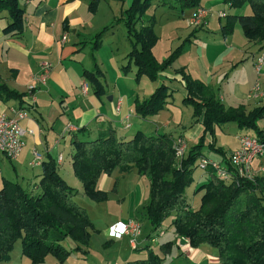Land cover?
Here are the masks:
<instances>
[{
  "label": "trees",
  "instance_id": "16d2710c",
  "mask_svg": "<svg viewBox=\"0 0 264 264\" xmlns=\"http://www.w3.org/2000/svg\"><path fill=\"white\" fill-rule=\"evenodd\" d=\"M153 1L132 0L115 22L93 38L94 70H84L83 75L98 97L105 95L106 90L95 52L102 45L104 33L116 23L123 22L127 28L132 50L123 68L128 72L126 68L133 63L136 80L143 75L157 80L182 53L183 44L163 61L154 55L153 48L159 40L156 20L154 16L147 18ZM222 1L232 9L248 4L252 10L250 14H228L222 24V34H232L238 23L248 40L264 46V0ZM179 2L183 8L201 5V0ZM97 8L98 0H91L90 11L95 13ZM4 11L9 22L3 33L22 35L26 28V8L21 0H0V13ZM175 91H182L183 103L193 107V122L203 126L197 143L189 147L182 134L174 137L172 132L146 134L138 130L128 138L112 126H106L93 137L88 127H82L72 140V168L83 193L95 202H106L109 192L100 188L101 178L116 170L125 174L136 169L149 186L148 201L142 212L152 226L146 236L150 242L161 235L165 222L171 218L170 227L178 238L187 240L193 248L215 249L221 264H264V175L248 179L237 176L233 170L232 180L226 181L209 166L205 171L207 180L195 188V193L203 192L198 207L187 195L205 147L230 164V155L217 146V125L234 122L264 142V128L259 124L264 118V104L250 110L245 105L226 106L209 85L181 67L148 98H137L135 113L142 118L156 115ZM0 94L4 98L23 96L1 80ZM178 138L187 143V152L181 158L176 155ZM112 191H116V182ZM78 195V189L61 175L59 164L52 158L44 162L41 179L35 185L25 186L18 180L5 179L0 188V263L11 260L18 241L22 244V255L31 264H43L49 255L63 264L75 251L88 253L92 232L97 230L87 209L78 201ZM68 239L73 242L70 249L64 245ZM175 245L178 247L176 240L161 243L158 251L150 243L145 247V257L128 264H168L167 256Z\"/></svg>",
  "mask_w": 264,
  "mask_h": 264
},
{
  "label": "crops",
  "instance_id": "0c3cea01",
  "mask_svg": "<svg viewBox=\"0 0 264 264\" xmlns=\"http://www.w3.org/2000/svg\"><path fill=\"white\" fill-rule=\"evenodd\" d=\"M205 1L201 0V6H210L211 9L221 6L220 10L225 11L227 15L250 14L252 12L248 4L239 9H232L222 0H208L211 1L209 5ZM213 1L214 3H212ZM90 2L91 0H21V4L26 8V28L22 35L15 36L3 33V28L9 22V17L6 11L0 13V80L10 89L23 94L21 98H4L0 94V116H13L19 109H25L28 112V116L20 120V124L26 130L25 147L20 156L10 159L0 150V188L5 179L18 180L25 186L37 184L42 176L44 162L52 158L59 164L61 175L81 194L82 185L74 175L72 168L74 151L72 140L82 127H88L93 137L106 126H112L128 138L138 130L146 134L173 133L184 130L185 133L190 134L191 138L202 134L203 126L200 122H193V109L189 110V105L183 103L182 91H175L167 99L164 108L156 115L142 118L134 111L133 100L135 97L139 99L148 97L161 83L168 82L173 78L175 71L181 67H185L194 78L209 85L226 106L245 105L250 110L264 104V95L260 98L251 96L257 74L254 63L260 53L264 52L263 44L248 40L244 34L243 38L242 28L236 25L234 32L228 36H224L221 29L218 30L220 35L215 30L211 41L216 51L213 53V49L205 48L202 52V46L196 44V41L203 35L212 34V29L208 28V20L201 29L195 28L189 32L187 29H183L185 30L183 41H180L182 37L177 35L178 42L183 44L182 53L167 71L161 74L157 80H152L147 88L142 87L140 82H135V69L132 70V74L130 71L122 72L118 62L126 56H122L118 51H113L114 48H111L112 56L109 58V62L115 64V88L106 87L105 95L98 97L89 80L83 75L84 70H94L95 62L91 55L92 41L105 26L115 22L116 18L127 8L129 0H98V8L95 13L89 9ZM104 7L108 11L105 18V15L100 16L101 9ZM222 24L223 22L220 21V25ZM123 25H125L123 22L116 23L113 30H108L104 35L111 31L115 35V30L122 29ZM156 28L155 25V30ZM175 28L176 30L181 29V27ZM207 29L209 33L201 32ZM166 30L169 31L164 27V33ZM195 32H197L196 35H194ZM159 34V40L154 46L153 52L159 61H163L176 47H166L164 44L159 50L160 56H158L157 49L161 46L160 42L162 41ZM104 35L102 47L95 53L97 62L103 68L101 70L105 75L102 82L106 79L111 83L107 66L99 55L103 48V42H105ZM193 36H195L194 40H192ZM127 41L132 48L128 35ZM189 42L191 43L187 47ZM113 43L112 41V46ZM210 44L211 42L206 45ZM194 46L199 48V51H194L192 49ZM88 47L91 50L88 51ZM126 48L128 49L127 46ZM45 63L50 65V75L46 84H39L36 82V78L42 72V65ZM262 69L264 71V66ZM121 75L124 76L121 77ZM262 80L264 83V75ZM118 81L126 82L129 86L132 85V89L127 90L128 95L124 96V91L119 90ZM32 84L38 86L30 90ZM178 95L181 97L178 98ZM127 123L130 124L129 127H126ZM260 126L264 128L261 124ZM179 132L174 137L180 136ZM244 133L251 132L242 129V132L236 135V143L232 145L230 141L221 143L217 140V146L224 149L229 156L239 147V137ZM35 152L41 155V161L31 164ZM60 157L62 159L59 161ZM215 161L225 162L220 155ZM130 177L136 186L133 191H127L123 198L116 199L117 205H122V212L121 214H112L114 219L108 227L115 222L133 218L140 222V233L137 236L124 235L120 238H129L132 256L123 257V251L119 250L116 257H107L104 260L107 264H128L137 258H143L147 255L146 245L153 244L146 237L152 226L142 212L149 196L147 179L138 175L136 169L125 174L116 170L112 175L103 176L99 186L106 189L111 195L110 191H112L115 182L116 191L112 192L117 193L120 192L121 184ZM201 180L202 183L207 180V177ZM202 193V191L196 193L192 200L195 207L200 204ZM142 228H144L143 231ZM95 229L97 230L95 232L101 231L100 227L95 226ZM95 232H92V235ZM107 232L108 230L105 234L109 243L120 241V239L108 238ZM161 232L163 234L160 236L164 237L162 243L171 240H176L178 243V247L176 245L173 247L171 255H173V260L179 256L180 264H221L215 249L207 246L193 248L187 241L182 244L181 239L176 236L174 228H171L169 223L163 226ZM160 245L161 243L153 247L159 251ZM89 253H91V249H89ZM184 257H186L185 261Z\"/></svg>",
  "mask_w": 264,
  "mask_h": 264
},
{
  "label": "rangeland",
  "instance_id": "374dc122",
  "mask_svg": "<svg viewBox=\"0 0 264 264\" xmlns=\"http://www.w3.org/2000/svg\"><path fill=\"white\" fill-rule=\"evenodd\" d=\"M131 2H132V0H129L128 6L131 4ZM180 3L181 2H179V0L178 1L177 0L176 1L175 0H154L151 8L147 12V18L150 16L155 17V20H156L155 25L157 27L156 31L158 34L160 33L159 35H161V37H162V41L160 42L161 46L157 49V55L158 56H160L159 50L162 49L161 47L164 46V44L166 45V47L174 46L177 48L181 45L180 42H178L179 39H178L177 35H180L182 37L180 41H183V39L185 37V34H184L185 30L187 29V31L189 32L192 29H195L192 25H190V22H189V18L191 17L195 8L194 9L193 8H186V7L183 8V6L180 5ZM205 3L209 5V4H211V1L206 0ZM212 3H214V1ZM164 6H166V7H164ZM223 7L228 9L226 6H223ZM206 8L209 9V11H210V13L207 17V20L209 23L208 28L212 29V31H211L212 34L209 36L203 35V37H199V40L196 41V44L202 46V49H201L202 52H204L205 48H209V49H213L214 50L213 53H214L216 51V49H214V44H212L211 38L213 37V34H215V30L219 34L218 30L221 29V33H222V25H220V21L225 23L226 18L222 17L221 20L219 19L221 17H219L218 12H219L221 6H216L214 9H211L210 6L206 7ZM107 12L108 11L105 7L102 8L100 16L102 17V15H105L104 16V18H105L107 16ZM206 24H207V21L201 27H198V28L201 29ZM237 25H239L241 27L240 24H237ZM121 27H122V29L117 28L115 30L116 31L115 35H114L113 31L107 33V35L106 34L104 35L105 42H103V48L101 49V51L99 53L101 60H103L105 62V66H107V69L109 71L108 77L111 76V78H109V79H111V81H112L110 83L106 79L103 80V84H104L105 88L106 87H110L111 89L115 88V82H114L115 81L114 80V72H115L114 65L115 64H111L109 62V58L112 56L111 48H114L113 51H118L120 54H122V56H127L128 53L132 50V48H130V46L128 45L126 26L123 25ZM164 27L167 28L169 31L166 30L164 33ZM175 27H181V29L176 30ZM235 28H236V26H235ZM183 29H185V30H183ZM201 32L209 33V30L207 29V30L201 31ZM196 33L197 32H195L194 35H196ZM241 34L244 38V35H243L244 33L242 32ZM112 35H114V36H112ZM194 38H195V36L192 37V40H194ZM112 41L114 42L113 46L111 45ZM209 42H211V44L206 45ZM190 43L191 42H189V44H187L186 46L188 47L190 45ZM126 46L128 47V49L126 48ZM192 49L194 51H199V48H197L196 46L192 47ZM87 50L89 51V50H91V48L88 47ZM126 51H129V52L127 53ZM182 51H183V49H182ZM206 52L209 53L207 50H206ZM171 53L167 56V58L171 55ZM127 64H128V58L127 57L118 62V65H121L120 68H121L122 72L126 73V71H124L123 66H125ZM99 66L101 67L100 64H99ZM101 69L103 70L102 67H101ZM126 69H129L128 71H130V74H132V70H134L135 67H134L133 63H131L129 65V67ZM104 71H105V69H104ZM262 71H263V69H262ZM262 71L260 73L256 72L257 74L255 73L256 79L254 81L255 82L254 86H256V85L259 86V88H260L259 92H264V90H263L264 83L262 82L263 81L262 77L264 75V71L263 72ZM103 75H104V73H103ZM259 75H260V77H259ZM123 76L124 75H121V77H123ZM131 76H133V75H131ZM257 78H259V79H257ZM135 80H136V74H135ZM135 82H137V83L140 82L142 87L147 88L152 83V79L148 75H143L139 80H136ZM118 84H119V90L124 91L123 95L124 96L128 95L127 90L128 89L131 90L132 85L129 86L126 84V82L123 83V81H118ZM151 87H150V89H151ZM119 90H118V92H119ZM148 97H146V98H148ZM180 97L181 96L178 95V98H180ZM137 98L138 97H135L133 102H135V100ZM146 98H143V99L140 98V100H144ZM225 103L227 104V102H225ZM188 109L191 110V109H193V107L189 106ZM259 124L264 126V118L259 121ZM127 125H130V124L127 123ZM225 129H227V130H225ZM178 132L179 131H175V132H173V134L175 135ZM240 132H242V129L239 128L236 123L229 122V123H225L222 125H217L215 135H216L217 140L221 141V143H224L226 141H230L231 144L233 145L234 143H236V135H238ZM179 133H181L184 136L185 140L187 139L186 141H187L189 147L191 145L196 144L200 135H201L200 134L199 136H196V138H194V137L191 138V136H189L190 134L185 133L184 130H182ZM231 144L229 143V145H231ZM203 154L212 160H215L218 158V153L215 151H209L207 147H205L203 149ZM218 162H220V161H218ZM254 163L256 164L253 167L254 177L264 175V156L259 158V159L258 158L255 159ZM205 171L206 170L200 169L199 166L195 170V173H194L195 181L189 188H187V195L189 196V198L191 200H194V198H195V195H196L195 188L198 186L199 183H201V181H202L201 179L205 178L207 175V173H205ZM131 178L132 177L127 178L123 182V184H121L120 192L118 191L116 193V192L110 191L111 195H109V200L106 202H100L99 203V202H95V201L91 200L89 197H87L83 193V189L81 187V194H79L77 196L78 201L82 205H84V207L87 209L90 217L92 218L95 226L100 227L101 231L100 232L94 231L95 233H93V235L91 237L92 240L90 241V244H89V246H91V247H88V250L91 249V253H89V252L83 253L82 251H75L72 253V255L63 264H107V262L106 261L104 262V260H106L107 257L108 258L116 257V255L119 254V250L123 251V254H122L123 257L124 256L130 257L133 255V253H131V250H130L129 238L127 237L124 239H120L123 236L118 237V238L111 237L109 234V230H110V227L114 223L108 227V225L110 223H112V221L114 219V216L112 214L113 213L114 214H117V213L121 214V212H122V205L121 206H120V204L117 205L116 199L118 200L120 198H123L124 194L127 191H130V192L133 191L134 187L136 186L135 182H134V184L132 183ZM104 190H106V189H104ZM139 192H137V193H139ZM133 211L134 210H132L131 212H133ZM131 219H133V218H131ZM128 220H130V219L128 218L126 221H128ZM170 220H171V218L168 219L165 222V224H168V223L170 224V222H169ZM106 230H108V232H107L108 238L110 237L112 239H120V241L116 240L117 242L112 241L109 243V240L106 238V234H105ZM143 230H144V228H142V231ZM139 231H140V226H139ZM139 233L140 232H138L136 235H133V236H137ZM125 235H129V234H125ZM156 239L157 240L153 242L154 246H158L160 243H162V240L164 239V237L158 236ZM64 245L70 249L73 246V242L68 239L64 242ZM178 257L179 256H176L175 259L173 260V255H171V254L168 255L167 263L168 264H180V259ZM185 258L186 257L183 258L184 261H185ZM0 264H31V261L27 257L22 255V244H21V241H18L15 245L13 252H12L11 260L9 262H1ZM44 264H61V263L58 262L54 256L49 255ZM181 264H184V263H181Z\"/></svg>",
  "mask_w": 264,
  "mask_h": 264
},
{
  "label": "built area",
  "instance_id": "2783aa9c",
  "mask_svg": "<svg viewBox=\"0 0 264 264\" xmlns=\"http://www.w3.org/2000/svg\"><path fill=\"white\" fill-rule=\"evenodd\" d=\"M210 11L206 7L197 6L189 18L190 25L194 28L201 27L207 21ZM219 17H226L227 13L220 10ZM66 38V36H64ZM258 73L262 71L264 66V52L256 58L254 63ZM50 73V65L45 63L42 65V72L37 76L36 82L46 84ZM38 85L32 84L30 90L35 89ZM258 85L254 86L251 96L260 98L264 92H259ZM28 112L25 109L15 111L13 116H0V150L10 159H16L20 156L25 147V132L26 130L20 124V120L26 118ZM176 155L178 158L183 157L187 152V143L178 138L175 141ZM264 156V142L259 141L254 135L244 133L239 137V147L230 154V164L217 162L209 159L207 156H202L198 161V166L202 170H206L212 166L217 175L226 181H231L233 170L237 176L253 179L254 178V161L257 158ZM62 157L59 158V161ZM41 161V155L38 152L34 153V159L31 164H37ZM139 222L135 219L128 221H118L114 223L109 230V234L113 238L124 236L125 234L136 235L139 232ZM163 233H161L162 235Z\"/></svg>",
  "mask_w": 264,
  "mask_h": 264
},
{
  "label": "water",
  "instance_id": "95a60500",
  "mask_svg": "<svg viewBox=\"0 0 264 264\" xmlns=\"http://www.w3.org/2000/svg\"><path fill=\"white\" fill-rule=\"evenodd\" d=\"M181 243L182 244H185L186 243V240L185 239H181Z\"/></svg>",
  "mask_w": 264,
  "mask_h": 264
}]
</instances>
